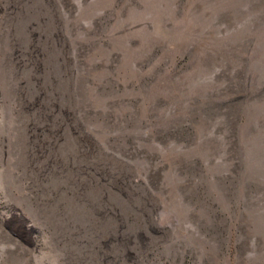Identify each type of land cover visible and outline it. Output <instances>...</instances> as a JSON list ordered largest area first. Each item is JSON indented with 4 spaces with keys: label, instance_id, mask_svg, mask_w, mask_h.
I'll use <instances>...</instances> for the list:
<instances>
[{
    "label": "rangeland",
    "instance_id": "374dc122",
    "mask_svg": "<svg viewBox=\"0 0 264 264\" xmlns=\"http://www.w3.org/2000/svg\"><path fill=\"white\" fill-rule=\"evenodd\" d=\"M0 264H264V0H0Z\"/></svg>",
    "mask_w": 264,
    "mask_h": 264
}]
</instances>
